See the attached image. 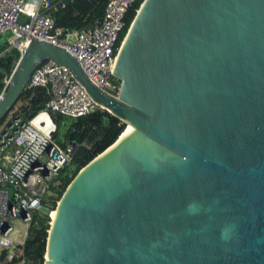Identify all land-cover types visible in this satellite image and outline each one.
Wrapping results in <instances>:
<instances>
[{
  "label": "water",
  "instance_id": "water-1",
  "mask_svg": "<svg viewBox=\"0 0 264 264\" xmlns=\"http://www.w3.org/2000/svg\"><path fill=\"white\" fill-rule=\"evenodd\" d=\"M29 37L0 118L50 59L128 124L56 200L42 264H264V0H141L116 95Z\"/></svg>",
  "mask_w": 264,
  "mask_h": 264
},
{
  "label": "built area",
  "instance_id": "built-area-1",
  "mask_svg": "<svg viewBox=\"0 0 264 264\" xmlns=\"http://www.w3.org/2000/svg\"><path fill=\"white\" fill-rule=\"evenodd\" d=\"M134 1L105 0L101 17L87 26L66 29L47 13L50 0H0V36L7 32L5 40L19 53L31 39L29 35L64 48L96 86L116 95L119 83L111 70L125 13ZM34 86L48 93L42 110L49 114L79 116L97 105L65 65L50 59L36 64L28 76L24 87ZM45 125L37 128L30 117L13 109L0 126V264H23L24 237L15 241L11 237L13 220L30 221L41 208V198L55 184L56 172L70 161L76 148L70 141L59 146L53 129L49 136L44 133Z\"/></svg>",
  "mask_w": 264,
  "mask_h": 264
},
{
  "label": "trees",
  "instance_id": "trees-1",
  "mask_svg": "<svg viewBox=\"0 0 264 264\" xmlns=\"http://www.w3.org/2000/svg\"><path fill=\"white\" fill-rule=\"evenodd\" d=\"M140 2L141 0H135L127 9L124 17V27L118 35V41H121ZM51 3L52 5L47 9V13L53 18L54 23L66 29H71L87 26L94 19L101 17L105 0H70L66 5L58 8L54 7L53 1ZM18 55V50L15 47H10L9 43L0 36V91L6 88L4 80L8 78ZM115 79L119 83V79ZM21 98L23 102L16 107V110L23 117H30L42 109L43 103L48 98V93L42 86L24 87L18 100ZM50 116L54 123V128L51 131L54 141L61 147H65L67 142L70 141L74 143L76 148L70 161L56 172L53 180L55 184H51L48 192L41 198V208L31 215L22 245L21 258L23 264L43 263L45 238L50 220L48 214L53 211L56 200L64 187L80 166L109 145L119 135L124 126L127 127L124 122L98 105L90 112L79 116L60 113H51ZM4 117L0 118V123ZM4 253L3 250L1 258Z\"/></svg>",
  "mask_w": 264,
  "mask_h": 264
},
{
  "label": "rangeland",
  "instance_id": "rangeland-1",
  "mask_svg": "<svg viewBox=\"0 0 264 264\" xmlns=\"http://www.w3.org/2000/svg\"><path fill=\"white\" fill-rule=\"evenodd\" d=\"M7 35H8V33L5 32V33L1 36L2 39H6ZM5 80H6V79H5ZM5 80H4V81H5ZM22 102H23V99H22V98L19 99V100L17 99V101L13 104V106L11 107V109L6 113V115H5L4 119H3V121L8 117L9 113H10L13 109H17L16 107L19 106V104L22 103ZM30 119H31L33 122H36V123H37V125H35V124L31 121V123H32L34 126H36L37 128H40V127L42 126V123H41L42 121L39 119V117H38L37 114L31 115V116H30ZM3 121L0 123V126L2 125ZM45 127H46V128H45L43 131H44V133H46V134L49 136V132H50V130H52L53 127H54V123H53L52 119L50 118V116H49L48 124L45 125ZM48 215H49V217H50V214H48ZM12 224H13V230L11 231V237L13 238V240L15 241V240H18V239L24 237L25 234H26V231H27L28 222H26V221H22V220H20V219H14Z\"/></svg>",
  "mask_w": 264,
  "mask_h": 264
},
{
  "label": "crops",
  "instance_id": "crops-1",
  "mask_svg": "<svg viewBox=\"0 0 264 264\" xmlns=\"http://www.w3.org/2000/svg\"><path fill=\"white\" fill-rule=\"evenodd\" d=\"M51 1H53V3L56 1V0H51ZM34 114H37L38 115V117H39V119L42 121L41 123L42 124H48V121H49V116H50V114H49V112L48 111H43L42 109L41 110H38L36 113H34ZM33 114V115H34ZM32 121V120H31ZM33 122V121H32ZM35 125H37V123L36 122H33Z\"/></svg>",
  "mask_w": 264,
  "mask_h": 264
},
{
  "label": "bare ground",
  "instance_id": "bare-ground-1",
  "mask_svg": "<svg viewBox=\"0 0 264 264\" xmlns=\"http://www.w3.org/2000/svg\"><path fill=\"white\" fill-rule=\"evenodd\" d=\"M126 126H128V124H127ZM125 129H126V127H125ZM125 129H124V130H125ZM49 214H50V217H53L54 210H53V211H50V213H49Z\"/></svg>",
  "mask_w": 264,
  "mask_h": 264
}]
</instances>
